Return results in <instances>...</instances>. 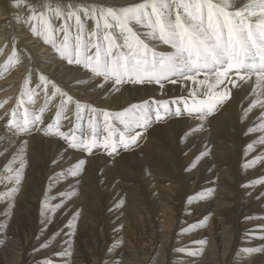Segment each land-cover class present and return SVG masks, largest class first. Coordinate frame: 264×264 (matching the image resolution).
<instances>
[{
	"label": "bare ground",
	"instance_id": "1",
	"mask_svg": "<svg viewBox=\"0 0 264 264\" xmlns=\"http://www.w3.org/2000/svg\"><path fill=\"white\" fill-rule=\"evenodd\" d=\"M27 2L46 12L45 4L119 8L143 0ZM246 3L235 0L230 10ZM29 14L14 0H0V174L26 142V166L18 191L12 193L14 185L0 175L4 194L0 196V264H264V254L245 253L249 248L264 249V184L259 183L264 180V161L244 166L256 157L264 158L260 143L264 131H249L264 122V110L257 106L245 115L254 100H264V95L257 97L252 91L255 77L245 83L231 72L226 79L235 81V87L228 83L227 89L222 85L213 89L228 90L231 98L218 104L205 120L186 113L164 117L146 131L135 129L142 132L137 143L128 150L118 148L112 156L103 147L94 148L92 154L72 149L58 136L35 129L14 134L9 121L16 103L20 102L18 114L29 105L30 111L38 110L44 103L39 89L35 106L23 95L36 88L41 74L73 97L67 111L72 123L63 121L61 131L75 127L77 135L80 129L87 131L90 108L116 113L146 100L155 107L162 100L173 112L177 107L183 112L194 100L206 98L203 93L214 83L209 76L207 83L200 84L201 74L195 82L164 81L163 88L155 83H128L117 90L110 82L99 88L103 78L90 79L89 70L59 58L51 45L31 31ZM86 27L94 28L95 22L87 20ZM136 30L152 43L146 29L137 26ZM76 102L82 106L79 120ZM49 108L42 128L54 117L55 105ZM96 123L102 141L107 135L102 115ZM113 123L123 131L119 122ZM250 144L253 149H248ZM81 159L85 164L80 174H68ZM13 166L19 167V161ZM60 193L71 195L55 214L47 213L50 222L44 223V201L60 203ZM69 221L74 225L71 229ZM68 249V257L55 255Z\"/></svg>",
	"mask_w": 264,
	"mask_h": 264
},
{
	"label": "snow or ice",
	"instance_id": "2",
	"mask_svg": "<svg viewBox=\"0 0 264 264\" xmlns=\"http://www.w3.org/2000/svg\"><path fill=\"white\" fill-rule=\"evenodd\" d=\"M14 3L17 7L29 9L30 14L26 19L31 31L43 38L45 44L51 45L59 58L66 60L68 64L82 65L92 74L90 79L103 78L104 83L97 85L99 88H104L109 82L117 86V90L119 86L128 83H155L163 88L164 81L173 84L177 81L195 82L203 74L204 79L199 83L205 84L209 76L214 78V83L203 93L206 98L194 100L190 107L185 106L183 112L179 107L173 112L167 102L162 100L156 101L155 107L146 100L116 113L90 108L87 131L80 129V134L77 135L75 127L69 128L67 132L60 130L63 121L72 123L67 111L68 105L73 103V97L41 74L36 88L27 90L23 95L35 106L40 95L37 91L39 89L43 93L44 103L38 110L30 111L25 108L22 114L13 113L9 130H14V134L30 133L35 129L43 131L46 136H58L72 149L92 154L94 148L103 147L112 156L117 153L118 148L128 150L137 143L142 132L135 129L146 131L152 123L161 121L164 117H181L186 113L193 119L205 120L217 110L218 104L231 98L228 90L213 91L221 85L227 89L228 83L235 87V81L226 79L231 72L245 83L254 76L253 93L257 97L264 95V0H248V3L234 11L230 9L235 7V0H143L119 8L57 3L55 7L51 4L43 5L46 12L37 11L27 0H14ZM57 20L61 21L59 25L55 23ZM87 20H93L95 27L88 29ZM137 26L147 30L145 35L152 43L139 34ZM113 29H118L119 32L115 33ZM159 45L167 46L170 50H158ZM57 98L59 103L55 104ZM23 103L21 101V105ZM50 105H55L54 117L42 128L41 125H45V110H51ZM257 106L264 110V100H254L245 109V115ZM75 108L76 118L79 120L82 106L76 102ZM99 115L103 116V132L107 133L102 141L97 138L101 134L100 126L96 123ZM261 120L264 121V111L261 112ZM113 121L119 122L123 131ZM198 130L199 128L192 131ZM257 130L264 131V122L258 128L249 129L250 132ZM117 132L118 140L115 139ZM260 143L264 144V137L260 138ZM25 147L26 142L21 144L20 151L8 161L4 166V173L0 174L6 175L14 185L12 193L18 191L23 177L26 166ZM248 149H253V145H248ZM17 161L19 167H14ZM258 161H264V158L256 157L244 166L252 167ZM53 163L56 161L53 160ZM84 164L83 159L77 161L68 174L78 176ZM192 166L195 167V164ZM259 183L264 184V180ZM3 195L0 193V196ZM59 195L60 203L44 201V223L50 222L47 213L55 214L64 206V198L71 194ZM200 198L203 199L204 196ZM68 227H74L72 221H69ZM254 252L264 254V249L245 250L246 254ZM70 254L71 250L68 249L55 255L68 257ZM47 264L54 262L47 261Z\"/></svg>",
	"mask_w": 264,
	"mask_h": 264
},
{
	"label": "rangeland",
	"instance_id": "3",
	"mask_svg": "<svg viewBox=\"0 0 264 264\" xmlns=\"http://www.w3.org/2000/svg\"><path fill=\"white\" fill-rule=\"evenodd\" d=\"M170 50V49H169ZM168 49H167V51H169ZM19 107H20V102H17L16 103V106H14L13 107V111H12V114H11V118L13 117V113L15 112V113H18V111H19ZM29 109H30V105H29ZM31 109H32V106H31ZM61 130V129H60ZM63 141V140H62ZM61 143V142H60ZM63 144H65L64 143V141L62 142ZM254 236H255V234L251 237V238H254Z\"/></svg>",
	"mask_w": 264,
	"mask_h": 264
}]
</instances>
